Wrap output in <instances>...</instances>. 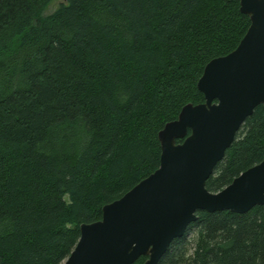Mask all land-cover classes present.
<instances>
[{"label": "trees", "instance_id": "16d2710c", "mask_svg": "<svg viewBox=\"0 0 264 264\" xmlns=\"http://www.w3.org/2000/svg\"><path fill=\"white\" fill-rule=\"evenodd\" d=\"M50 1L0 0V264H61L79 225L157 168L158 131L249 25L239 0ZM263 157L259 104L206 188ZM196 214L158 264H264V204Z\"/></svg>", "mask_w": 264, "mask_h": 264}, {"label": "water", "instance_id": "95a60500", "mask_svg": "<svg viewBox=\"0 0 264 264\" xmlns=\"http://www.w3.org/2000/svg\"><path fill=\"white\" fill-rule=\"evenodd\" d=\"M239 11L249 25L233 50L204 65L196 82L204 100L184 104L158 131L157 168L104 204L99 219L81 223L61 264H131L140 256L158 264L198 210L244 213L264 204V157L218 191L205 186L245 118L264 105V0H239Z\"/></svg>", "mask_w": 264, "mask_h": 264}, {"label": "rangeland", "instance_id": "374dc122", "mask_svg": "<svg viewBox=\"0 0 264 264\" xmlns=\"http://www.w3.org/2000/svg\"><path fill=\"white\" fill-rule=\"evenodd\" d=\"M57 1V2H56ZM59 5L58 0H52L50 1V3L47 5V7L45 8L44 13L47 14L51 11H53L57 6Z\"/></svg>", "mask_w": 264, "mask_h": 264}]
</instances>
